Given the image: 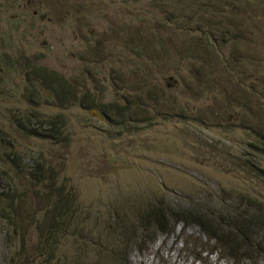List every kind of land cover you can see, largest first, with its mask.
Instances as JSON below:
<instances>
[{
  "label": "rangeland",
  "instance_id": "1",
  "mask_svg": "<svg viewBox=\"0 0 264 264\" xmlns=\"http://www.w3.org/2000/svg\"><path fill=\"white\" fill-rule=\"evenodd\" d=\"M263 5L0 0V264H231L183 214L264 215Z\"/></svg>",
  "mask_w": 264,
  "mask_h": 264
},
{
  "label": "trees",
  "instance_id": "2",
  "mask_svg": "<svg viewBox=\"0 0 264 264\" xmlns=\"http://www.w3.org/2000/svg\"><path fill=\"white\" fill-rule=\"evenodd\" d=\"M262 10L264 12V5L262 6ZM212 31L213 34L217 33L218 27H214ZM227 31V29L223 30L222 33L226 35ZM29 74L34 76L39 75L41 80L43 78L47 84H54L59 93L62 94L64 91L63 95L71 94L69 84H67L62 77L57 76L53 72L44 71L43 67L31 68ZM25 80H27L26 83L29 85L27 76ZM27 84L24 85L23 83V87L21 86L24 93H26L28 88ZM29 112L30 110H28V114ZM9 120L10 125L17 132L26 136L60 139L64 137L62 130L64 120L58 116L44 119L46 127L45 129H40V131H32L29 129L24 123V118L17 115L15 112L10 115ZM257 148L264 153V135L259 137V145ZM248 161L252 162L251 160ZM33 166H35L34 169L32 168L33 174L35 172L33 175L34 177L44 173L43 166L40 165V163ZM256 170L258 171V177L264 182V169L260 170L257 168ZM240 197L246 205L251 207V212L240 215L238 213H232L226 216L216 214L218 216L214 218L213 224L204 216V218H201L187 213V215L183 214V218L195 220V224L200 230L226 251L228 260L232 263L239 264V262H242V264H258L259 259L264 256V215L261 212L258 201L243 194H240ZM15 210L16 209L13 208L12 212L15 213ZM158 210L159 209L152 210L151 213H148V215L144 214V216L147 218L152 217L151 219L154 221V218L160 216ZM177 221L184 224V219H178ZM215 232H217V235Z\"/></svg>",
  "mask_w": 264,
  "mask_h": 264
}]
</instances>
